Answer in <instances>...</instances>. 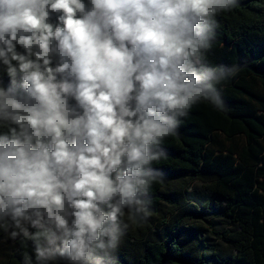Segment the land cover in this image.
<instances>
[{"label":"clouds","instance_id":"clouds-1","mask_svg":"<svg viewBox=\"0 0 264 264\" xmlns=\"http://www.w3.org/2000/svg\"><path fill=\"white\" fill-rule=\"evenodd\" d=\"M239 0H0V231L21 264H118L164 141L239 64L208 54Z\"/></svg>","mask_w":264,"mask_h":264},{"label":"trees","instance_id":"trees-1","mask_svg":"<svg viewBox=\"0 0 264 264\" xmlns=\"http://www.w3.org/2000/svg\"><path fill=\"white\" fill-rule=\"evenodd\" d=\"M239 5L218 16L208 54L213 65L242 66L223 85L228 110L200 103L182 118L178 135L164 141L168 158L153 166L165 181L150 192L151 214L162 217L154 223L156 238L127 237L124 246L138 247L139 255L132 262L117 256L118 264H264V0H239ZM174 181H181L184 192L196 181L205 183L217 206L187 202L182 191H172ZM166 204L176 208L172 217ZM216 218L227 227L215 229ZM149 222L150 217L145 228ZM205 232L231 253H219ZM4 245L11 252L2 264H21L32 252L30 242L0 231V248Z\"/></svg>","mask_w":264,"mask_h":264},{"label":"rangeland","instance_id":"rangeland-1","mask_svg":"<svg viewBox=\"0 0 264 264\" xmlns=\"http://www.w3.org/2000/svg\"><path fill=\"white\" fill-rule=\"evenodd\" d=\"M170 184H171L172 191L179 192V193H181V191H182V193L185 195L186 201L195 205L198 208L202 207L203 205L206 207H213V208L217 206L214 204V197L211 194V192L206 188V184L201 182V181H196V182L192 183L191 186L188 188L187 192H184L183 189L182 190L180 189L181 188V181H178V182L174 181ZM215 202H216V200H215ZM163 209L167 211V214L170 217H172L173 213H175L173 211V209L176 210V208H174V206L168 205V204L164 205ZM212 210H214V209H212ZM172 211H173V213H172ZM158 219L162 220V217L158 218L156 215L151 214L150 215V222L148 223V225H149L148 228H145L144 223H141L139 225H134L128 232L129 233L128 235H131V236L126 235L123 238V241H122L116 255L119 257H122L123 259H126L127 261H130V262L135 260V258H137L139 255V253H138L139 249H138V247H136V249L138 251L137 252L134 248L129 249V248L125 247L124 246L125 239L127 237H132L131 242H136L137 237L141 236L143 233H144V239H147L149 237L156 238V236L154 235V232H156V226L154 225V223ZM214 221L216 224L215 229H217V230H220V229L227 227L226 222L220 218H216V219H214ZM204 236H207L208 238H210L209 243L215 245L218 248L219 253H224V254L231 253V250L227 245L213 239V237L210 236L209 233L205 232ZM144 239H140V241H143ZM10 252H11L10 246L4 245L0 248V264L4 263L7 260Z\"/></svg>","mask_w":264,"mask_h":264}]
</instances>
